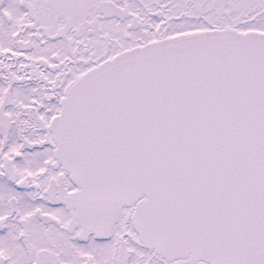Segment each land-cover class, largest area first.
<instances>
[{
    "label": "snow or ice",
    "instance_id": "obj_1",
    "mask_svg": "<svg viewBox=\"0 0 264 264\" xmlns=\"http://www.w3.org/2000/svg\"><path fill=\"white\" fill-rule=\"evenodd\" d=\"M0 264H264V0H0Z\"/></svg>",
    "mask_w": 264,
    "mask_h": 264
}]
</instances>
